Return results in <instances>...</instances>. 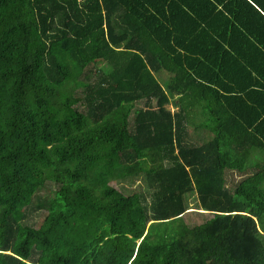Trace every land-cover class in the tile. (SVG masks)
<instances>
[{"label":"trees","instance_id":"1","mask_svg":"<svg viewBox=\"0 0 264 264\" xmlns=\"http://www.w3.org/2000/svg\"><path fill=\"white\" fill-rule=\"evenodd\" d=\"M0 264H264V0H0Z\"/></svg>","mask_w":264,"mask_h":264},{"label":"rangeland","instance_id":"2","mask_svg":"<svg viewBox=\"0 0 264 264\" xmlns=\"http://www.w3.org/2000/svg\"><path fill=\"white\" fill-rule=\"evenodd\" d=\"M100 68H103L106 72H108L110 69L107 68L108 65H106V63L104 61H100L98 63ZM107 66V67H106ZM157 76L159 77V79L161 80V82L163 83V85L167 86L168 83V73L164 72V73H159L157 74ZM176 97H173V100ZM156 102V100H155ZM169 108H171L173 111L176 109V107H174V105L170 104L168 105ZM145 101H137L136 102V106L134 108V110H132L131 115H130V123L131 125L134 124V117H135V110L139 109V108H145ZM111 185L116 187L117 189L121 190L122 192H124L125 194L129 195V194H133L135 191L138 190H142V187L145 186V182L144 180H140L136 177H123V178H117L115 180H113L111 182ZM190 209L188 211H194V212H188L185 217L188 220V222L192 225L200 223L202 221H204L206 219V217H208V213H204L205 215H202L200 212H195V211H202L200 209H197L198 206V202H197V196L196 194L193 196H190ZM44 220V215L38 216L36 215L34 217V221L41 224Z\"/></svg>","mask_w":264,"mask_h":264}]
</instances>
